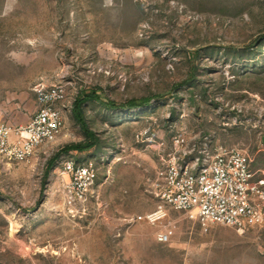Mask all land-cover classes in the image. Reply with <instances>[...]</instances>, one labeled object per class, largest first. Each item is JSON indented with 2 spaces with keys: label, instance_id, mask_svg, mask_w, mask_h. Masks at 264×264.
<instances>
[{
  "label": "rangeland",
  "instance_id": "obj_1",
  "mask_svg": "<svg viewBox=\"0 0 264 264\" xmlns=\"http://www.w3.org/2000/svg\"><path fill=\"white\" fill-rule=\"evenodd\" d=\"M38 85H63L71 108L28 161L0 158V264H264V231L137 220L181 130L241 147L264 178V0H0L2 119L26 125ZM89 92L96 146L49 166L86 141L74 105ZM69 160L97 169L85 212L65 204Z\"/></svg>",
  "mask_w": 264,
  "mask_h": 264
},
{
  "label": "built area",
  "instance_id": "obj_2",
  "mask_svg": "<svg viewBox=\"0 0 264 264\" xmlns=\"http://www.w3.org/2000/svg\"><path fill=\"white\" fill-rule=\"evenodd\" d=\"M35 92L38 106L26 125L3 120L0 110V158L4 161H28L62 131L64 113L71 108L66 88L38 85ZM64 171L66 206L71 212L87 211L97 178L94 163L69 160ZM153 187L158 207L138 216V221L156 224L174 210L205 228L225 225L242 233L264 231V178L253 171L247 151L221 143L214 133L191 137L184 130L175 133L160 157ZM157 239L166 244L170 234L161 230Z\"/></svg>",
  "mask_w": 264,
  "mask_h": 264
},
{
  "label": "trees",
  "instance_id": "obj_3",
  "mask_svg": "<svg viewBox=\"0 0 264 264\" xmlns=\"http://www.w3.org/2000/svg\"><path fill=\"white\" fill-rule=\"evenodd\" d=\"M95 98H98L95 92L83 93L78 96L74 105V114L78 123L81 125L84 131V134L86 136V141L81 143L70 144L65 148H63L61 152L50 161L49 166H52L61 154L69 153L71 151L84 152L91 150L93 147L96 146L98 141L97 136L92 130H90L88 124L86 123L85 118L83 116V108H82L84 103H86L89 100H94ZM149 102H150L149 99H145L144 104H147ZM113 106L115 107L114 104ZM125 107L135 108L137 107V104L135 101H131Z\"/></svg>",
  "mask_w": 264,
  "mask_h": 264
}]
</instances>
